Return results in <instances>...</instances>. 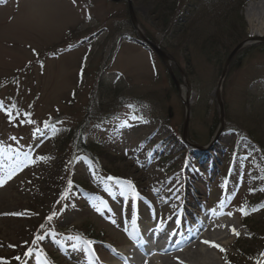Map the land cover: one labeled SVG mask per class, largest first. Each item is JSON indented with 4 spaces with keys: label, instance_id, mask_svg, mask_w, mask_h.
Segmentation results:
<instances>
[{
    "label": "rangeland",
    "instance_id": "1",
    "mask_svg": "<svg viewBox=\"0 0 264 264\" xmlns=\"http://www.w3.org/2000/svg\"><path fill=\"white\" fill-rule=\"evenodd\" d=\"M257 1L169 0L175 5L169 15L165 0H130L134 27L125 0H0V155L13 157L0 165V250L20 246L16 264H48L33 259L36 252L49 264H114L118 251L136 258L129 250L135 231L153 221L172 225L165 218L183 196L182 212L215 206L231 213L222 217L239 235L206 245L216 264H252L250 257L264 253V37L252 36L254 24L264 31V11L247 9ZM141 36L169 56V67L134 42ZM242 41L222 83V129L214 140L215 91L228 54ZM133 99L143 104L137 113L123 103ZM70 130L74 140L62 165L38 159L53 155ZM182 137L212 148L198 151ZM79 138L111 152V161L99 158L96 167L70 152ZM159 153L169 158L156 167ZM193 160L199 172L179 197L178 169ZM43 169L63 183L43 188ZM232 170L225 192L222 178ZM74 171L91 192L73 193ZM108 175L131 181L139 201L132 187L121 193ZM85 226L100 242H93L94 254L72 235H88ZM37 235L44 239L35 241ZM24 249L35 252L23 257ZM244 249L247 258L239 256Z\"/></svg>",
    "mask_w": 264,
    "mask_h": 264
},
{
    "label": "bare ground",
    "instance_id": "2",
    "mask_svg": "<svg viewBox=\"0 0 264 264\" xmlns=\"http://www.w3.org/2000/svg\"><path fill=\"white\" fill-rule=\"evenodd\" d=\"M247 9L249 12L256 9H262L264 11V0H258L257 2L251 3ZM253 28L254 29L252 31V36L264 37L262 23L254 24ZM181 91L184 95L185 90L182 89ZM206 222L207 224L204 225L202 224V222H198V224L196 225L199 227V230H201L203 226L204 230L206 231L205 234L199 239L197 238L198 232H196L195 230L189 233L188 231H185L184 235L182 233H179V230L171 231L172 236L168 238L165 249H163L161 252H157L156 250L153 252H147L145 255L137 257L134 262L131 261V263L156 264L154 262L158 261L159 264H216L212 257V251L210 250L211 248H208L206 246L207 244L203 241H210L211 239H214L213 241L215 245L221 244V242L226 237L236 235L235 233H238L237 226L233 222H226L225 218L214 219L212 215L207 216L205 223ZM233 229H235V232L233 231ZM165 230L166 227L163 228V230L160 229V235H163L165 233ZM186 235H189L191 239H197L191 246L187 247L186 249L179 248V246H177L179 241H182V239L185 238ZM210 244L211 246H213V243ZM155 247L156 245L151 246L152 249H155Z\"/></svg>",
    "mask_w": 264,
    "mask_h": 264
},
{
    "label": "trees",
    "instance_id": "3",
    "mask_svg": "<svg viewBox=\"0 0 264 264\" xmlns=\"http://www.w3.org/2000/svg\"><path fill=\"white\" fill-rule=\"evenodd\" d=\"M158 1L159 0H157V2ZM165 1L168 5L169 0L168 1L165 0ZM169 4L170 5L165 6L163 8L164 9L163 13L168 12L167 14L172 15L174 13L173 9H174L175 5H174V2H172V3L169 2ZM157 19L161 21V17H157ZM165 25H166V23H165ZM68 139L74 140L71 130L68 133H66L63 140L61 139L62 141L60 143V146L57 148V150L54 152V154L44 160L46 162L45 164H47L48 166H60V165H62V160L60 159V157L67 155L65 149L67 147H69V145L66 146ZM71 145L72 146L70 147V152L73 150V153L88 158L89 160H91V162H93L98 167H100L99 158H102L103 160L108 159V162H109V161H111L112 156H113L111 154V152H108L106 150H101V149L97 148V146H95L94 143L86 141L82 138H79L78 141L74 142ZM114 153H117V152H114ZM94 154H96V156ZM119 156L120 155L118 154V157ZM8 159L9 158H6L4 155H2V157H0V163L7 162ZM43 176L44 177H43L42 181L39 180V182H41V184L44 185L43 188H45V189H48V186L54 187L56 183H58V186H59L61 183H63V179H64V178H62V176H60V178H57L55 175V172L51 171V170L44 171V169H43ZM74 176H75V178H73L71 180L72 184L83 189L84 186H86L85 185L86 181L83 179L82 176H78V175L76 176L75 171H74ZM83 229L86 230L85 232H87L88 235H85L83 233H78V232H77V234H80L83 237L88 236L87 238L91 239L93 242L97 241V236L94 233L95 229H91L90 227H87V226H85ZM34 231H35V228L33 227L31 229V232H34ZM3 250H5V251L0 250L2 252V253H0V258H1V261L3 262L2 264H16L13 262V260L15 259V257L18 254H21L23 252V249L20 250V246H18L17 244H15V245L14 244H7V248L5 249L3 247ZM249 255H250V253L246 249L240 250V252H239V256L241 258H247ZM250 258H252V257H250Z\"/></svg>",
    "mask_w": 264,
    "mask_h": 264
},
{
    "label": "water",
    "instance_id": "4",
    "mask_svg": "<svg viewBox=\"0 0 264 264\" xmlns=\"http://www.w3.org/2000/svg\"><path fill=\"white\" fill-rule=\"evenodd\" d=\"M127 6H128V14H129V18L131 20V23L134 27H136L137 26V19L135 17V14H134L133 8L131 6L130 0H127ZM141 38L144 42H146L155 51V53L159 56V58L163 62V64H165L167 67H169L168 62L171 60L168 57V55L166 53H164L163 51L159 50L154 44H152L150 41H148L145 37L141 36ZM244 46H245V41H242V42L238 43V45L229 53V55L227 56V59L225 61V64L223 66L222 73L220 75L218 84H217V88L215 91V100H216L218 110H219L220 125L216 131L214 140L217 138V136L219 135V133L221 132V129H222L221 122L223 119V103H222V99H221V89H222L223 80L225 78V75H226V72L228 69V64H229L231 58L237 53V51L239 49L243 48ZM173 80H174V78H173ZM176 86L179 88V85L177 83H176ZM184 104L186 106V111H187V104H186L185 100H184ZM184 138H185V136H184ZM209 148H210V146L209 147H200L201 150H208Z\"/></svg>",
    "mask_w": 264,
    "mask_h": 264
},
{
    "label": "snow or ice",
    "instance_id": "5",
    "mask_svg": "<svg viewBox=\"0 0 264 264\" xmlns=\"http://www.w3.org/2000/svg\"><path fill=\"white\" fill-rule=\"evenodd\" d=\"M0 107H3V105L0 104ZM12 107L14 108L15 106H12ZM128 107H129V108H134L135 106L129 104ZM5 111H6L7 115H8L10 118L13 116V112H12L11 110L5 109ZM18 114H19V113H17V115H18ZM26 115L30 116L31 114L28 113V114H26ZM132 119H134V120H135V119L143 120L144 118H143V116H139V117H137V116L134 115V116L132 117ZM29 122H31V121H29ZM145 122H146V121H145ZM48 126H49V125H47V124L45 125L46 128H47ZM123 126H124V127H127V126H128V121H127V120L124 121ZM53 130H55V129H53ZM35 134L43 135V133H41V130H40L39 128L36 129V133H35ZM12 139H15V138H12ZM24 159H26V160L29 159V156H28L27 153L24 154ZM38 159H40V160H45V159H47V157H38ZM14 171H15V170H13V171H11V172L8 173V178H9V179H10V178L12 177V175L14 174ZM107 179L110 180V181H113V182L115 183V185H116L117 190H119L121 193L126 192L130 187H133L131 181H124V180H121L120 178H117V177H111V176L107 177ZM0 186H2V182H0ZM250 191H252V190L250 189ZM239 210H240L243 214H245V215L248 214L247 209H246L245 207H243V206H242ZM97 211H100V209L97 208ZM16 214L18 215L19 213H16ZM55 215H56V213L53 212L52 215H50V216L47 217V220L51 221ZM228 215H231V213H228ZM40 227H41V229H43V228H44V225L41 224ZM233 231L235 232V229H233ZM235 234H236V235H239V233H235ZM43 239H44V236H43V235H37L36 238H35V241H39V240H43ZM69 239H72V238L69 237ZM35 241H34V242H35ZM203 242L206 243V244H208V243H212V242H210V241H203ZM87 243H88L89 245H91L93 242H92L91 240H89ZM213 246H215V247H219V245H215V244H213ZM221 251H224V250L221 248ZM28 254H29V255L31 254V250H29V253H28ZM17 259H18V258H17Z\"/></svg>",
    "mask_w": 264,
    "mask_h": 264
}]
</instances>
